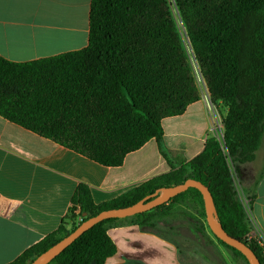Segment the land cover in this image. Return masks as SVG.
<instances>
[{"label":"trees","instance_id":"1","mask_svg":"<svg viewBox=\"0 0 264 264\" xmlns=\"http://www.w3.org/2000/svg\"><path fill=\"white\" fill-rule=\"evenodd\" d=\"M174 4L211 102L227 106L222 138L209 136L190 161L181 160L168 173L99 205L89 187L80 184L59 229L9 264H30L101 211L134 205L188 179L208 187L218 222L264 264V250L247 240L252 223L237 198L233 173L239 175L242 164L254 161L264 136V0ZM199 99L169 0H91L85 48L28 62L0 55V116L107 167L121 166L151 139L165 155L163 119L182 115ZM194 210L206 218L201 192L189 188L152 210L97 223L49 264H104L116 253L108 230L120 224L138 225L172 241L188 264L159 226L171 229L168 219L191 217ZM195 229L206 236L205 224Z\"/></svg>","mask_w":264,"mask_h":264},{"label":"crops","instance_id":"2","mask_svg":"<svg viewBox=\"0 0 264 264\" xmlns=\"http://www.w3.org/2000/svg\"><path fill=\"white\" fill-rule=\"evenodd\" d=\"M90 6L91 0H0V55L28 62L85 48ZM162 128L165 155L151 139L121 166L107 167L0 116V264L57 231L80 184L102 204L190 161L215 136L201 94L182 115L163 119ZM252 183L253 196L245 202L251 231L264 233V167ZM108 235L116 253L104 264H186L176 244L138 225H114Z\"/></svg>","mask_w":264,"mask_h":264},{"label":"rangeland","instance_id":"3","mask_svg":"<svg viewBox=\"0 0 264 264\" xmlns=\"http://www.w3.org/2000/svg\"><path fill=\"white\" fill-rule=\"evenodd\" d=\"M169 2L172 6L174 19L181 33L182 42L200 94L205 98V100L206 98L210 99L205 79L203 78L198 63L195 60L193 51L186 37L184 27L175 8L174 0H169ZM208 101L212 108L211 115L213 120H217V123L220 125L218 126V130L214 129L215 136L221 139L223 136V118L226 115L227 106L224 103L213 104L211 99ZM247 163V166L242 167ZM247 163H244L239 167V176L241 175L239 179L243 182V193H246L247 199H249L253 196L252 182L259 176L264 167V136L262 143L256 152V158L254 161ZM164 194L165 192L162 193V195ZM240 199L244 206H246V199L243 197ZM190 215L191 217L184 216L185 218L183 216H179L176 219H172V221L171 219H168L169 221L166 222V224L169 223V225L173 226L171 229L165 228L164 225L159 226V230L162 231L164 235L171 237L178 244L184 261L188 264H247L244 259L234 255L230 249L224 247L216 240L207 224L206 218H203L201 215L198 216L196 210L191 211ZM204 224L207 230L206 236L202 235L195 229L197 226Z\"/></svg>","mask_w":264,"mask_h":264},{"label":"water","instance_id":"4","mask_svg":"<svg viewBox=\"0 0 264 264\" xmlns=\"http://www.w3.org/2000/svg\"><path fill=\"white\" fill-rule=\"evenodd\" d=\"M189 188H196L201 192L204 200L206 221L212 233L219 240L239 251L246 258L249 264H262L255 252L246 243L232 237L224 230L216 218L214 199L208 187L200 181L193 179H188L182 184L171 186L165 190H162L160 193L156 192L155 195L147 196L141 202L134 205L119 209L101 211L97 215L83 221L73 232L37 256L30 264H49L78 237H80L84 232L92 228L97 223L107 219L128 218L136 214L152 210L162 204L169 202L173 197L188 190ZM163 192H165L164 195H162ZM84 216H86V214H84Z\"/></svg>","mask_w":264,"mask_h":264},{"label":"built area","instance_id":"5","mask_svg":"<svg viewBox=\"0 0 264 264\" xmlns=\"http://www.w3.org/2000/svg\"><path fill=\"white\" fill-rule=\"evenodd\" d=\"M206 100L208 101L210 99L206 98ZM208 107H209L210 111H212V108H211V105H210L209 101H208ZM218 126H220V125L217 123V120H215L214 121V129L218 130ZM247 212H248V210H247ZM79 221H82V218H79ZM252 227H254V226H252ZM262 238H264V233L258 228H256L254 231H251L247 235V240L248 241L256 242L264 250V244H262L260 242L262 240Z\"/></svg>","mask_w":264,"mask_h":264},{"label":"clouds","instance_id":"6","mask_svg":"<svg viewBox=\"0 0 264 264\" xmlns=\"http://www.w3.org/2000/svg\"><path fill=\"white\" fill-rule=\"evenodd\" d=\"M234 177H235V183H234V188L236 190V195L237 198L243 197L244 199H247L246 193H243V182L239 179L237 173L233 170ZM262 244H264V238L260 241Z\"/></svg>","mask_w":264,"mask_h":264}]
</instances>
